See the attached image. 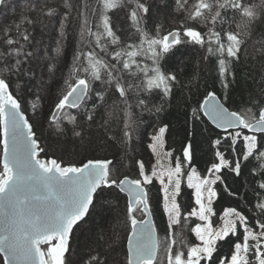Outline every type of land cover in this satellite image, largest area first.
Here are the masks:
<instances>
[{
	"label": "snow or ice",
	"instance_id": "snow-or-ice-1",
	"mask_svg": "<svg viewBox=\"0 0 264 264\" xmlns=\"http://www.w3.org/2000/svg\"><path fill=\"white\" fill-rule=\"evenodd\" d=\"M6 3L7 0H0V5ZM175 5L184 19L179 28L166 34H162L159 24L155 25V32L148 28L151 5L146 0H97V6L92 8L93 16L97 17L95 30L86 17L88 5L81 7L79 39L88 40V50L82 45L77 47L64 81L66 90L54 104L50 123L58 132L66 131L61 127L66 117L73 125V135L81 137L82 132L76 131V127L83 121H94L97 105L103 106L108 94L118 93L120 101L126 105L124 136L131 139L136 122L130 111L129 96L135 95V106L142 111L159 113L163 110L150 107L149 98L157 92L169 96L178 82L177 75L168 72L161 62L177 45L185 42L182 37L193 45L206 47L205 60L209 56L217 58L220 83L224 89L230 87L233 81L228 78L231 76L234 80L235 64L240 63L241 53L245 57L248 54L246 39L257 25L264 27V0H260V4L249 0H175ZM31 7L39 12L38 19L22 13L12 24L0 25L2 264H72L71 241L76 229L95 207L96 197L111 188L127 197L124 224L128 231L123 264H264V149L261 148L264 137L256 135L264 134V101L250 97L245 109L230 110L214 92L208 91L198 109L217 129L226 133L224 141H230L232 151L240 159L256 161L252 171L260 179L256 181V202L251 216L235 207H226L219 214L215 211L217 190L214 186L223 182L222 169L227 168L237 176L242 170L240 159L230 164L220 151L215 153L219 162H213L206 175L198 174L191 166L194 152L189 143L183 148L182 157H175V166L166 170L159 160L150 171L143 161H136V178L114 175L118 169L113 160L106 158L67 165L56 158H41L45 149L26 117L19 92L13 91L12 86L15 84L19 89L21 82L30 84L45 67L41 60L49 58L46 49L43 56L40 55L42 38H34L30 30L35 24L47 28L54 20L59 22L60 39L53 52L63 55L61 42L66 39L73 6L70 0H64L63 9L46 4ZM121 8L127 10L130 27L135 29L126 37L118 35L123 29L109 15ZM197 24L206 30H199ZM128 40L132 42H126ZM256 51L264 55V40ZM46 67L52 73L53 65ZM40 75L37 84L42 87L43 73ZM90 100L91 108L88 107ZM72 109L76 110L75 115ZM192 119H201L197 110L193 111ZM167 130L168 126L164 125L152 134L148 147L153 155L173 156L171 151H158L165 147ZM245 130L252 134H246ZM213 143L218 146L221 140ZM185 178L186 188L192 190L191 205L181 203ZM156 181L161 186L166 217L163 239L152 219L150 186ZM225 244L228 252L221 255ZM87 264H107V260L99 254H90Z\"/></svg>",
	"mask_w": 264,
	"mask_h": 264
},
{
	"label": "trees",
	"instance_id": "trees-1",
	"mask_svg": "<svg viewBox=\"0 0 264 264\" xmlns=\"http://www.w3.org/2000/svg\"><path fill=\"white\" fill-rule=\"evenodd\" d=\"M18 1H21L19 5L15 3L12 7V3H7V6L2 9L0 25L12 24L20 18L22 13L34 20L38 19L40 14L37 9L31 7L33 4L37 5V8L40 4H46L48 7L59 9H63L64 4V0ZM146 2L151 5L147 19L149 29L155 32V25L159 24L162 34H166L168 31L179 28L184 14L175 10V0H146ZM249 2L260 4V0H249ZM70 3L73 6L72 19L67 23L66 39L61 42L63 55L53 52V49L57 47L56 41L60 39L59 22L54 20L48 24L47 28H43L39 23L35 24L30 30L33 31L34 38H42L40 55L43 56L46 49L49 58L41 60L40 63L45 67L37 72L36 79H33L30 84L25 85L21 82L19 89L15 84L12 86L13 91L19 92L26 117L33 126L38 142L45 149L41 158H56L65 165L80 164L87 159L106 158L113 160L114 166L118 169L114 175L123 178L126 174L129 178H136L138 168L135 162L143 161L145 164H150L147 149L148 135L159 127L167 125V150L173 153V159L182 157L183 148L191 143L194 152L191 166L197 170L198 174L206 175L211 164L218 162L215 156L216 151L226 154L230 164L237 161L236 153L232 151L229 141L225 142L222 139L226 133L219 132L209 125L202 113L198 111L199 104L203 102L208 91L214 92L230 110L245 109L249 106L250 97L264 101V55L256 51L260 48V41L264 40V27L257 25L246 39L245 48L248 54L245 57L241 53V61L234 67V80L231 76L228 78L233 81L228 89H224L220 83L217 58L209 56L205 60L204 57L208 55L206 47L193 45L182 37L185 42L177 45L161 62L168 72L177 75L178 82L169 96L164 97L162 93L157 92L149 98V106L161 107L163 109L161 112L142 111L135 106L137 103L135 95H130L128 103L132 105L130 111L136 123L133 125L135 131L131 139H128L124 136L126 105L120 101L118 93L108 94L103 106L97 105L98 110L94 121H83L76 127V131L82 132L81 137H76L72 133L73 125L66 117L63 118L61 125L66 129L63 133L56 130L55 125L50 123V119L45 120L46 114L52 113L57 98L66 90L64 81L68 78L77 47L82 45L85 51L88 50V40L79 39L82 19L79 12L83 5H88L85 12L86 17L92 21L93 30L97 22V17L92 14V8L97 6V0H70ZM112 13L115 14L113 16L115 23L123 29L118 32V35L126 37L128 33L135 31L133 27H130L131 21L127 19V11L118 14V10H113L109 15ZM188 23L191 24V21ZM196 27L202 31L206 30L200 24ZM232 29L235 30V24L232 25ZM135 42L139 43V40L136 39ZM49 64L53 65L52 73L47 71L46 66ZM41 73H43L44 81L42 87L37 84ZM29 88L31 91L28 90ZM33 105L35 108L32 107ZM88 107H92L91 100ZM194 110H197L201 119H192ZM70 111L73 115L76 114V110ZM260 137H264V134L259 135L258 138ZM216 139L221 140L218 146H214L213 143ZM261 148L264 149V144ZM1 155L2 146L0 145V159ZM255 165L254 160L242 161L239 176L227 168L222 169L223 182H217L215 185L217 197L214 208L217 214L226 207H235L245 215L251 216V209L256 202L254 194L256 181L260 179L259 175L253 174ZM0 171H2L1 166ZM150 188L153 220L163 239L166 221L161 207L160 187L154 183ZM184 188L185 195L181 203L191 205V191L186 188L185 183ZM126 203L125 195L116 188L105 189L96 197L95 207L90 209V214L76 229L72 238V255L70 256L72 264H87L90 254L101 255L107 260V264H123L126 253L125 237L128 231L124 224ZM116 233L119 235L117 236ZM227 252L228 245L225 244L221 249V255ZM0 264H2L1 258Z\"/></svg>",
	"mask_w": 264,
	"mask_h": 264
},
{
	"label": "rangeland",
	"instance_id": "rangeland-1",
	"mask_svg": "<svg viewBox=\"0 0 264 264\" xmlns=\"http://www.w3.org/2000/svg\"><path fill=\"white\" fill-rule=\"evenodd\" d=\"M8 1H11V2H8ZM7 3L9 4V3H12L13 5H12V7H14L15 6V3H17V5H19V3H21V1H18L17 2V0H7ZM6 3V4H7ZM153 3H155V2H153ZM7 5H0V19L2 18V13H1V11H2V9L3 8H5ZM124 11H127L126 9H124V8H121V9H118V14H120V12L121 13H123ZM117 14V16L119 17V18H121V16L120 15H118ZM115 14L114 13H112L111 14V16L113 17ZM185 39H187V38H185ZM75 110V109H74ZM45 111V110H44ZM44 115H45V112L43 113ZM52 114V113H51ZM51 114L49 115L48 113L46 114V118H45V120H48V119H50V117H51ZM43 115V116H44ZM156 131H158V129H156L154 132H156ZM153 132V133H154ZM152 133V134H153ZM245 133L246 134H249L248 132H246L245 131ZM152 134H149L148 135V139H147V149H148V154L150 155L149 156V160H150V164H146V166L148 167V169H149V171L151 170V168H152V166L153 165H157V161L159 160V162H160V164L161 165H163V168L166 170L169 166H172V167H174L175 166V162H176V160L175 159H173V157H168V156H166V155H162V156H155V155H153V153H152V150L148 147V145L150 144V143H152V141H151V136H152ZM226 134H224L223 136H222V139H224V136H225ZM249 135H251V134H249ZM257 137H259V135H257ZM165 138H166V133H165ZM229 143H230V141H229ZM239 143V142H238ZM158 151H163V152H168L169 150H167V148H166V142H165V147H164V149L163 150H159L158 149ZM224 154V153H223ZM225 155V158L227 159L228 157H227V155L226 154H224ZM236 160H238V159H240V157H238L237 156V154H236ZM228 160V159H227ZM243 160L242 159H240V162H242ZM219 162V161H218ZM148 163V162H147ZM158 170H159V165H158ZM156 183V185L157 186H159L160 187V189H161V186H160V184H159V182L158 181H156L155 182ZM185 185H186V178H185ZM214 187H216V186H214ZM191 192H192V190L191 189H189ZM161 191V190H160ZM126 197V196H125ZM126 200H127V198H126ZM161 207H162V210H163V206H162V192H161ZM165 221H166V217H165ZM1 258V257H0ZM2 260V259H1Z\"/></svg>",
	"mask_w": 264,
	"mask_h": 264
},
{
	"label": "water",
	"instance_id": "water-1",
	"mask_svg": "<svg viewBox=\"0 0 264 264\" xmlns=\"http://www.w3.org/2000/svg\"><path fill=\"white\" fill-rule=\"evenodd\" d=\"M218 98V97H217ZM218 100H220L219 98H218ZM221 101V100H220ZM222 102V101H221ZM72 110H74V109H72ZM202 115H203V113H202ZM204 116V115H203ZM204 118H205V120L209 123V125L210 126H212L214 129H216L217 131H219V132H223L222 130H220V129H217L216 127H215V125L212 123V121L208 118V117H206V116H204ZM246 132H247V130H245ZM249 134H252V133H249ZM262 133H256V135H261ZM2 146V145H1ZM3 158V151H2V155H1V159ZM122 194H124V193H122ZM125 196H126V194H124ZM127 198V197H126ZM152 219H153V216H152ZM153 222H154V220H153ZM0 257H1V259H2V262H3V255L2 254H0Z\"/></svg>",
	"mask_w": 264,
	"mask_h": 264
},
{
	"label": "bare ground",
	"instance_id": "bare-ground-1",
	"mask_svg": "<svg viewBox=\"0 0 264 264\" xmlns=\"http://www.w3.org/2000/svg\"><path fill=\"white\" fill-rule=\"evenodd\" d=\"M2 167V166H1Z\"/></svg>",
	"mask_w": 264,
	"mask_h": 264
}]
</instances>
